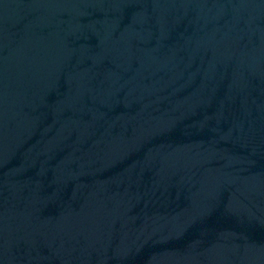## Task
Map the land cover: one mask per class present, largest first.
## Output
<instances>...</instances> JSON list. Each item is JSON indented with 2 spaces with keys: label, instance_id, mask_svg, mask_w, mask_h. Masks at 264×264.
<instances>
[{
  "label": "water",
  "instance_id": "1",
  "mask_svg": "<svg viewBox=\"0 0 264 264\" xmlns=\"http://www.w3.org/2000/svg\"><path fill=\"white\" fill-rule=\"evenodd\" d=\"M0 264H264V0H0Z\"/></svg>",
  "mask_w": 264,
  "mask_h": 264
}]
</instances>
